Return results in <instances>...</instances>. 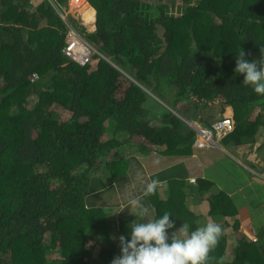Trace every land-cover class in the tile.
I'll list each match as a JSON object with an SVG mask.
<instances>
[{
  "label": "trees",
  "instance_id": "obj_1",
  "mask_svg": "<svg viewBox=\"0 0 264 264\" xmlns=\"http://www.w3.org/2000/svg\"><path fill=\"white\" fill-rule=\"evenodd\" d=\"M89 1L92 32L60 14L64 0H0V264H111L145 208L169 212L170 233L198 227L187 196L203 192L223 216L206 264H264V200L215 189L220 169L193 168L195 181L185 161L155 173L153 192L124 201L141 202L136 216L117 214L115 197L142 159L201 152L189 121L212 124L224 105L235 127L222 143L256 141L264 94L234 69L237 52L264 54V0H182L179 14L154 0ZM70 26L97 49L84 65L63 52Z\"/></svg>",
  "mask_w": 264,
  "mask_h": 264
},
{
  "label": "clouds",
  "instance_id": "obj_2",
  "mask_svg": "<svg viewBox=\"0 0 264 264\" xmlns=\"http://www.w3.org/2000/svg\"><path fill=\"white\" fill-rule=\"evenodd\" d=\"M81 18L80 15L78 19L81 20ZM237 53L234 71L243 74V84L250 86L257 94H264V54L259 59H247L245 51ZM222 117H224V114L216 120ZM189 122L193 129L194 123L207 128H210L213 124ZM194 131L196 133L195 129ZM222 138L223 136L216 140L214 146L196 147L202 150L219 147ZM254 168L256 167H251L249 170L257 175ZM192 178V181H195V177ZM155 188L156 183L154 181L149 183L145 190L146 194L153 192ZM134 203L138 206L141 204L139 200L134 201ZM129 207L133 213L132 207ZM133 214L136 216L135 213ZM139 214L144 218L139 222H130L127 235L119 237L121 254L114 257L111 264H206L209 252L216 246L222 233L221 225L212 221H208L192 230H189L183 224L179 229L170 233L169 230L174 228L175 221L170 218L173 216L169 212L153 218L147 215V209L145 208ZM229 230H232L231 227L226 226L225 231L230 233ZM251 238L256 239V237Z\"/></svg>",
  "mask_w": 264,
  "mask_h": 264
},
{
  "label": "crops",
  "instance_id": "obj_3",
  "mask_svg": "<svg viewBox=\"0 0 264 264\" xmlns=\"http://www.w3.org/2000/svg\"><path fill=\"white\" fill-rule=\"evenodd\" d=\"M45 0H30L31 5L33 6H37L40 3H42ZM58 9V8H57ZM81 11V10H80ZM60 14L62 11H59ZM82 12V11H81ZM83 13H77V16L79 18L80 15H82V18L80 20V24L82 26H84L88 31L92 32L95 30L96 26H95V22H94V26L89 28V26L83 21ZM95 20H96V10H95ZM94 20V21H95ZM229 111V110H227ZM225 113H230L229 112H224ZM264 130H261V132L259 133L258 137H256V141L254 143H243V144H239V145H235L233 142L229 143V144H223L220 143L219 147H215V148H210V149H201V152L196 153L194 155H192L191 157H175V159H179L173 162L172 159H162L159 156L157 157L156 155L154 157L151 158V161L149 162V166L148 162H145V158L142 159L143 160V164L140 163H135L137 164V168L139 169L140 167H142L141 173L139 174V180L141 182V186L140 188H135V190H131V198L134 196L133 194L139 193L140 189H146L147 185L149 183H152V177L155 173L167 168L170 165L176 164V163H180L182 161L186 162V165L190 168V175L192 177H195L196 175L193 174V168L194 171L198 170L199 166L204 167L205 165H211L212 167L216 168V169H220V172L223 170V166L221 167V165L223 163H229V165L233 166L235 172L238 174V176H241L243 180H245V185L248 187H254V183H256V185H259L260 188H262L261 191L256 192V198L264 200V177L260 176V174L264 173V136L263 133ZM156 154V153H153ZM231 158H233L236 161V168L234 167L233 161L231 160ZM226 160V162H225ZM196 162H198V164H196ZM254 165V168L257 171V175L256 173H253L251 170H249L251 168V166ZM234 170L232 168H228L227 173L223 172L221 174H225L226 176H229L230 178V183L229 184H221L219 181H217L216 183L220 186H222L225 190H227L229 192V194L231 193H235V192H240V193H244L241 190V187H243L242 185H238L237 187L235 186L236 183H234L232 185V180H236V173L234 172ZM196 173H198L197 171H195ZM251 174H249V173ZM205 171H202V175H204ZM191 177V178H192ZM254 177H256V179H254ZM221 178V177H220ZM254 179V180H253ZM237 181V180H236ZM235 181V182H236ZM133 181L131 180V188H133ZM215 183V185H216ZM192 189V187H191ZM188 193H190V191L188 190ZM132 200V199H131ZM187 202L189 204L190 209H192L194 211V213L200 217H202L200 220L197 221L198 225L201 226L204 223H206L207 221L203 219V217L205 215L200 214V213H205L206 211H208L209 209L201 210L199 209L198 206L201 205V203H209L208 201H206V198H203L201 196H187ZM241 209H244L242 207L246 206L245 203H239ZM207 205L204 204V207H206ZM250 210V205L248 204V207ZM204 211V212H203ZM209 216V220L210 219H217V217H211L210 214H208ZM233 220V218L231 219ZM227 226V224H226ZM227 227H231V223H228ZM232 229V228H231ZM244 229V228H242ZM232 233V231H231ZM232 240V239H231Z\"/></svg>",
  "mask_w": 264,
  "mask_h": 264
},
{
  "label": "built area",
  "instance_id": "obj_4",
  "mask_svg": "<svg viewBox=\"0 0 264 264\" xmlns=\"http://www.w3.org/2000/svg\"><path fill=\"white\" fill-rule=\"evenodd\" d=\"M64 5L62 8H69L74 6L76 9L88 4L89 0H64ZM70 9V8H69ZM67 9L64 13L61 12L62 16L66 19L68 12ZM97 49L90 43L84 35L75 27L70 26V31L68 33L66 45L63 48V52L69 58L75 62L84 65L88 63ZM34 74L32 80H34ZM194 129L196 130V139L194 145L199 148H206L214 146L216 140L220 139L222 136L228 134L234 128V122L230 116H224L216 120L210 128L204 127L201 124L194 123Z\"/></svg>",
  "mask_w": 264,
  "mask_h": 264
},
{
  "label": "rangeland",
  "instance_id": "obj_5",
  "mask_svg": "<svg viewBox=\"0 0 264 264\" xmlns=\"http://www.w3.org/2000/svg\"><path fill=\"white\" fill-rule=\"evenodd\" d=\"M154 1H158V2H164V3H166V4H168L170 7L171 6H173V7H171V10L173 11V13L174 14H179V13H181L182 12V9L183 8H181L183 5H182V0H154ZM174 3V4H173ZM70 8V9H69ZM68 8V12H70V14H71V16L73 17V18H75V19H77L78 20V22H80V20L78 19V16H77V13L79 12L80 14L81 13H83V12H81L80 11V7L79 8H75L74 6H71V7H69ZM82 16V15H81ZM80 26H81V24H79ZM81 27H83V28H85L84 26H81ZM78 30H80V31H82L81 29H80V27L79 26H77L76 27ZM86 29V28H85ZM87 30V29H86ZM223 107H226L227 109H226V112H229V111H227V110H229V108H228V106H223ZM220 108H222V106L220 107ZM58 110L62 113V115L63 116H65V115H67V114H69V112L68 111H66V110H63L62 108H60V107H58ZM216 111H219V107L218 106H214L213 107V109L212 110H209V111H206V113L205 114H209V113H212V114H214V115H217L218 113L216 112ZM231 113V112H230ZM230 113H225L224 114V116H231V114ZM223 114H219L218 115V117H220V116H222ZM192 121H194V122H201L200 120H198V119H196V120H192ZM202 123V122H201ZM231 160L233 161V164H234V167L236 168V161L233 159V158H231ZM145 162H148V161H145ZM142 164V163H141ZM150 164H149V162H148V165L147 166H149ZM222 166H223V172H225V173H227L228 174V172H227V170H228V168H232L233 170H234V168H233V166H231V165H229V163L227 162V163H223L222 164ZM251 167H254V165H252ZM234 172H235V170H234ZM236 173V172H235ZM237 174V173H236ZM260 176H263L264 177V173L262 174H260ZM139 177H140V175L139 174H137V175H135V176H133L132 177V181L134 182L133 183V190H135V188H140V186H141V182H140V180H139ZM221 178L223 179V182L225 183V184H229L230 183V178H229V176H226L224 173L221 175ZM236 180H237V182L240 184V185H242L243 187H241V190L243 191V192H245L246 191V193H247V195H248V197L249 198H254V197H256V191L255 190H253V187H248V186H246L245 185V180H243L242 179V177L241 176H238V174L236 175V178H235ZM254 179H256V177H254ZM253 179V180H254ZM218 189V190H225L222 186H220V185H218L217 183H216V186H215V189ZM238 196V195H237ZM236 196V197H237ZM115 197H117L119 200H118V207H116L117 208V214H122V213H125V212H131V209H130V207L129 206H131L132 207V211L133 212H137V211H139V210H136V208L137 207H135V206H137L135 203H133V204H131V201H129V202H124V201H128V199L129 198H131V178H128V180H126V183H125V185L124 186H122L121 188H118L117 189V194H116V196ZM203 198H209V194L207 193V192H203ZM210 200V199H209ZM238 200V199H237ZM204 204L205 205H207L206 207H204ZM255 205H256V203L254 204V205H252V207H255ZM199 207V209H201V210H206V209H209L210 207H211V203H201V205L200 206H198ZM241 208H240V205H238V210H240ZM203 211V212H204ZM200 214H203V215H205L204 217H203V219L204 220H206L207 222L208 221H212V222H214V223H216V220L215 219H208L209 218V216H208V212L206 211L205 213H200ZM217 216V215H216ZM218 217V216H217ZM218 218H222L223 219V216H220V217H218ZM186 227H188L189 228V226H187V225H185ZM226 230V229H225ZM229 231H231V230H229ZM228 241H231L230 240V237H228Z\"/></svg>",
  "mask_w": 264,
  "mask_h": 264
},
{
  "label": "bare ground",
  "instance_id": "obj_6",
  "mask_svg": "<svg viewBox=\"0 0 264 264\" xmlns=\"http://www.w3.org/2000/svg\"><path fill=\"white\" fill-rule=\"evenodd\" d=\"M83 6H84V5H83ZM83 6L80 7V10H81V8H82Z\"/></svg>",
  "mask_w": 264,
  "mask_h": 264
}]
</instances>
